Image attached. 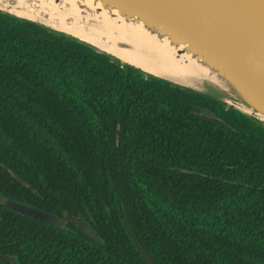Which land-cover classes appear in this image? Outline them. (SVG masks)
<instances>
[{"label": "trees", "instance_id": "obj_1", "mask_svg": "<svg viewBox=\"0 0 264 264\" xmlns=\"http://www.w3.org/2000/svg\"><path fill=\"white\" fill-rule=\"evenodd\" d=\"M0 253L15 257L0 264H264V124L0 10Z\"/></svg>", "mask_w": 264, "mask_h": 264}, {"label": "water", "instance_id": "obj_2", "mask_svg": "<svg viewBox=\"0 0 264 264\" xmlns=\"http://www.w3.org/2000/svg\"><path fill=\"white\" fill-rule=\"evenodd\" d=\"M101 1L117 8L127 19L142 21L159 36H168L173 44H183L185 50L215 69L228 83L205 78L197 84H183L146 72L132 63H124L118 56L101 47L40 20L21 16L1 6L0 10L88 43L117 58L122 64L140 69L146 75L209 95L264 124V118L260 116L264 115V0ZM242 105L252 111H245ZM10 205L55 226L65 227V219L51 211L18 201H11ZM79 226L88 235L96 237L95 229L85 220ZM0 259L15 261L14 256L5 253H0Z\"/></svg>", "mask_w": 264, "mask_h": 264}, {"label": "bare ground", "instance_id": "obj_3", "mask_svg": "<svg viewBox=\"0 0 264 264\" xmlns=\"http://www.w3.org/2000/svg\"><path fill=\"white\" fill-rule=\"evenodd\" d=\"M0 6L87 40L146 72L183 84L205 78L228 83L183 44H173L168 36L152 32L142 21L127 19L101 0H0Z\"/></svg>", "mask_w": 264, "mask_h": 264}, {"label": "rangeland", "instance_id": "obj_4", "mask_svg": "<svg viewBox=\"0 0 264 264\" xmlns=\"http://www.w3.org/2000/svg\"><path fill=\"white\" fill-rule=\"evenodd\" d=\"M124 64V63H123ZM125 65V64H124ZM140 70V69H139ZM210 84V81L208 82Z\"/></svg>", "mask_w": 264, "mask_h": 264}]
</instances>
